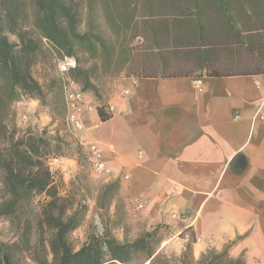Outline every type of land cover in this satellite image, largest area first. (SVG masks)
Segmentation results:
<instances>
[{"label":"trees","instance_id":"obj_1","mask_svg":"<svg viewBox=\"0 0 264 264\" xmlns=\"http://www.w3.org/2000/svg\"><path fill=\"white\" fill-rule=\"evenodd\" d=\"M229 44L236 73H264V0H0V220L9 223L13 234L0 240V264H130L140 253L154 264L162 257L151 245L158 229L133 243L110 233L93 236L77 249L72 235L87 207L71 193L62 195L49 164L63 157L55 144H60L56 151L70 147L47 130H21L13 110L22 99L46 105L59 86L67 116L58 65V79L42 82L35 75L38 64L52 54L59 61L75 59L77 66L67 78L102 100L96 76L174 77L188 54L195 57L205 48L206 56L216 58ZM98 113L103 122L113 116L104 104ZM114 187L120 194L116 180L104 186L102 199ZM38 197L44 201L36 203ZM193 242L187 251L192 252ZM184 258L177 264H187L186 252ZM197 264L246 261L231 258L224 249L208 250Z\"/></svg>","mask_w":264,"mask_h":264},{"label":"crops","instance_id":"obj_2","mask_svg":"<svg viewBox=\"0 0 264 264\" xmlns=\"http://www.w3.org/2000/svg\"><path fill=\"white\" fill-rule=\"evenodd\" d=\"M205 53L188 54L174 77L122 74L102 100L83 93L73 136L89 162L84 167L68 144V155L49 164L63 195L83 168L97 180H119L127 207L149 228L168 227L177 255L193 236L195 260L228 249L231 258L264 264V73H236L231 46L216 58ZM102 104L113 114L106 122ZM16 110L19 126L26 110L27 126L55 131L38 100ZM92 147L108 174L92 169Z\"/></svg>","mask_w":264,"mask_h":264},{"label":"rangeland","instance_id":"obj_3","mask_svg":"<svg viewBox=\"0 0 264 264\" xmlns=\"http://www.w3.org/2000/svg\"><path fill=\"white\" fill-rule=\"evenodd\" d=\"M9 38L13 42L16 41V38L13 36H10ZM58 58L59 57L57 55L52 54L44 60V63L38 64L35 69L36 77L40 78L42 82L47 79L50 81L58 79L56 76V66L59 63ZM174 71L178 72L179 70L175 68ZM121 75H117L115 77L96 76L94 78L103 97L111 91V87L115 80ZM63 79L64 81H68L67 76H64ZM58 87L59 86L54 88L52 95H50L46 100V105L43 106L49 110L53 120L57 122V126L54 128L55 131L49 130L48 128L44 130H47L48 136H57L59 135V132H61L60 135H62L66 143L72 146L73 151L77 154L79 162L85 167L87 160L82 155H78L79 151L76 145L77 140L73 136V132L68 127L65 119V98L64 95L59 92ZM23 100L24 99L17 102L13 108L16 114L17 125L18 112L16 110V106L18 103L23 102ZM24 111L25 112L20 116V119L22 120L21 126L18 125V127L23 131L30 130L34 133L41 134L44 130L42 132H36L31 127L27 126L28 120H25L23 116L27 115L29 112L26 110ZM55 145H57V147L60 146V144ZM56 148H54L56 153L63 156L68 155L67 148L63 147L58 151H56ZM64 149L65 152H63ZM60 157L61 156H57V158ZM111 182L112 181L105 182L103 180H97L86 170V168H83L80 175L77 177V181L71 182L67 187V193L64 195L69 193L73 194L78 201H81L82 205L87 207V211L80 228H78L72 235V240L77 249L89 241V239L93 236L104 237L107 233H110L111 236L120 242L133 243L143 237L146 233L154 232L158 229L155 236L151 239V245L157 253H160V257H162L154 264H177L185 259V252L188 255V258H186L187 264L198 263L201 257L198 260H195V258L193 259L191 256L192 252L186 250L188 244L185 246V249L181 254L177 255L175 252L171 251L169 249L168 242H170V240L174 237H172V233L169 231L168 227L159 226L156 228H149L147 223L138 215L139 213L137 208L130 210L127 207L125 197L118 194L117 187L111 189L109 196L102 199L104 186ZM43 201V197L36 198V203ZM12 236L13 234L9 223L5 220H0V240L7 241L11 239ZM190 239L196 241L193 236H191ZM28 263H31L30 260H28ZM130 264H149V262L146 261V253H140L138 257L133 258V261Z\"/></svg>","mask_w":264,"mask_h":264},{"label":"built area","instance_id":"obj_4","mask_svg":"<svg viewBox=\"0 0 264 264\" xmlns=\"http://www.w3.org/2000/svg\"><path fill=\"white\" fill-rule=\"evenodd\" d=\"M77 66L75 59L65 57L58 63V70L62 77L67 76V74L75 69ZM65 81V92H66V102H67V116L66 123L72 132L81 128V123L78 119V113L83 109L85 103L83 98V92L78 85L67 78ZM196 87L201 85L200 81L195 82ZM90 158H94L95 161L92 164V168L96 173L108 174L110 171L106 167L105 163L101 160L100 152L96 147L91 148Z\"/></svg>","mask_w":264,"mask_h":264}]
</instances>
